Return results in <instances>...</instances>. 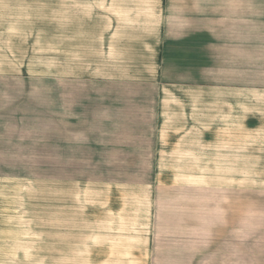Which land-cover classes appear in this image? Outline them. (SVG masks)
Wrapping results in <instances>:
<instances>
[{"label":"rangeland","instance_id":"374dc122","mask_svg":"<svg viewBox=\"0 0 264 264\" xmlns=\"http://www.w3.org/2000/svg\"><path fill=\"white\" fill-rule=\"evenodd\" d=\"M180 1L0 0V264H264V87L163 82ZM146 86L154 171H105L83 128Z\"/></svg>","mask_w":264,"mask_h":264},{"label":"crops","instance_id":"0c3cea01","mask_svg":"<svg viewBox=\"0 0 264 264\" xmlns=\"http://www.w3.org/2000/svg\"><path fill=\"white\" fill-rule=\"evenodd\" d=\"M178 6L188 15H172L175 19L171 21L176 24H172L171 30L164 27L157 74L170 79L163 82L264 87V0H184ZM108 89L110 95L123 91L117 86ZM124 91V99L129 102L124 101L115 109L125 110V123L118 125L113 117L115 109L110 110L112 117L105 114L103 119L83 128L88 142H92L86 146L92 149L93 157H102L104 161L110 162L106 157L123 158L122 168L105 171H154L158 93L156 88L146 86L137 94L139 99L133 100L132 94Z\"/></svg>","mask_w":264,"mask_h":264}]
</instances>
